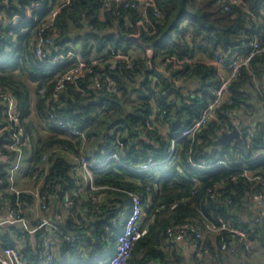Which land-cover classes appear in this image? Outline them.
<instances>
[{
  "label": "trees",
  "instance_id": "obj_1",
  "mask_svg": "<svg viewBox=\"0 0 264 264\" xmlns=\"http://www.w3.org/2000/svg\"><path fill=\"white\" fill-rule=\"evenodd\" d=\"M239 1L149 0L124 6L113 0H9L0 7V15L20 18L0 24V88L17 99L32 142V164L27 166L32 191H11L9 167L4 165L0 194L26 208L37 201L40 185L44 199L39 202L47 206L50 222L34 240L20 228H0L1 246L20 247L28 264L66 263L62 255L83 249L94 255L112 251L123 215L131 208V193H137L148 232L133 246L127 264H182L178 243L168 233L185 223L200 229L211 246L210 254L199 260L192 253L189 262L230 264L232 256L245 257L246 262L252 252L243 254L240 246L231 244L229 233L207 228L208 223L218 227L220 218L246 228L255 224L251 238L264 247V218L255 222L259 211L252 202L264 186L244 176L245 169L264 176V114L253 102L261 104L264 98V50L240 67L216 118L195 135L181 136L202 115L220 84L212 60L222 56L228 67L251 49L255 38L264 47V0ZM56 5L61 9L44 32L53 44L41 60L36 56L38 32ZM110 49L131 52V65L110 68ZM71 50L90 62L105 58L53 99L59 78L77 59L59 65L47 59ZM96 74L103 75L99 87L92 81ZM107 78L114 81L113 90L106 87ZM1 121L8 124L0 107V127ZM57 121L78 133L60 128ZM234 127L252 129L254 137L244 134L243 142L214 144ZM14 130L10 125L8 132ZM91 155L97 158L90 167L92 181L79 172V157ZM218 160L238 163L225 168L216 165ZM149 161L157 164L140 170ZM41 222L32 220L34 226ZM224 243L227 251L220 248Z\"/></svg>",
  "mask_w": 264,
  "mask_h": 264
},
{
  "label": "built area",
  "instance_id": "obj_2",
  "mask_svg": "<svg viewBox=\"0 0 264 264\" xmlns=\"http://www.w3.org/2000/svg\"><path fill=\"white\" fill-rule=\"evenodd\" d=\"M68 1V0H67ZM118 5L124 6H135L136 4H140L141 2H146L149 0H113ZM234 3H239V0H233ZM40 3H36L39 5ZM61 6L56 5L50 11L48 15L47 21L41 26L36 43V56L43 60L45 56V48L51 46L53 44V39L51 36H46L44 32L54 24L57 14L59 13ZM28 12L30 13L29 9ZM20 18L18 16H14L12 19L7 18L4 14L0 15V24L3 22L12 23L13 21H17ZM264 50V47L261 46L258 38H255L251 42V49L243 55H239L234 57L232 63L226 67L224 64V57L216 56L212 60V64L216 66L217 73L220 78L219 86L214 90V98L208 103L207 107L203 111L202 115L195 119L193 123L184 131H182L181 136H193L195 133L207 122L211 119H215L217 116V108L221 106L223 101L226 98V92L228 91L229 84L234 79V77L238 74V71L242 65H246L253 58V56ZM106 57L108 58L107 62L109 63V67L115 69L117 67H121L123 64L131 65L133 56L131 52H123L117 49H110L106 52ZM105 58V56L99 57L97 59H92L91 62L87 61L85 58H82L75 51H68L67 53H62L57 51L56 55L50 59H47V62L52 65H59L67 59H77V64L71 67L68 71L63 73V75L59 78L56 87L54 89L52 98L57 99L59 97L60 92L67 88L68 83H77L81 78L86 77V75L93 71V64H97L101 62V60ZM103 66V65H102ZM102 74H96L92 81L95 86L99 87L101 85ZM106 87L110 90L114 89V81L111 78L106 79ZM260 91L264 96V82L261 84ZM261 106H264V98L261 101ZM0 107L3 115V119L6 118L5 123L1 121L2 126L0 127V135H3L5 140L0 144V174L3 172L2 166L7 165L9 167V178L12 187L11 191L16 193H20L16 188V181L13 179V173H18L20 169L23 167L22 155H28L27 166L32 164V161L29 164L31 158V136L24 127L22 123V115L18 105L17 99L7 91H4L0 88ZM264 109V107H262ZM229 116H232L231 113H228ZM10 125H15L14 132H8L10 130ZM56 125L63 129H70L72 132L78 133L75 130L74 126L70 124H63L61 121H57ZM235 125L237 126V122L235 121ZM232 131V130H231ZM241 137L244 134H247L249 138L254 137V130H240ZM165 130L162 135H165ZM230 132V131H228ZM175 140H172L171 150L173 151L175 148ZM12 152H15V156H12ZM113 158H118L117 154L113 155ZM79 161L82 164V172H84L86 177L92 181V174L90 171V167L96 166L97 158L95 155H91L89 157H79ZM238 163V160H218L216 162L217 166L225 167V168H234L235 164ZM155 161H149L148 163H143L140 165V170L148 169L149 165H156ZM203 166L206 164L203 163ZM79 168V170L81 169ZM180 172L181 170L178 169ZM80 172V171H79ZM244 176L248 178L255 179L259 181L264 186V176L260 174H252L247 169L244 170ZM33 178H37V175H34ZM2 178H0V184L2 183ZM40 185L35 190V196L39 201L41 198L43 201V195H40ZM67 198L69 195L67 194ZM131 208L125 214L123 221V227L121 232L117 236L116 240V248L115 252L112 256L104 259L97 264H127L128 259L131 255V251L135 243L144 235L147 234L148 229L144 227L142 224V218L146 214L144 209L143 201L139 194L131 193ZM252 202L255 207L258 209L259 213L256 217V223L262 221L264 218V191L256 193L252 197ZM69 204L68 202H66ZM14 205L11 201L4 199L3 195L0 194V209L7 210L11 221L13 223H20V228L26 237L34 240L36 233L44 228L47 225H50V222L47 219H44L38 225H33L32 223H28L26 219L29 216H33V208L32 206H28L24 208L21 202L17 201ZM46 205L42 204V209L46 211ZM163 208V207H162ZM160 209H157L159 211ZM27 220V221H26ZM219 226L216 227L213 223H208L207 228L213 232H221L225 231L231 235L233 241L231 244H236L241 247L243 254L251 253L253 250V240L252 234L255 231V224L250 227L236 226L233 223L226 221L222 218L219 219ZM18 236V235H17ZM16 236V237H17ZM44 236V235H42ZM168 237L173 242H188L192 248V253H195V257L201 260L205 255L210 254L211 246L205 243L203 232L197 227L191 225L190 223H185L180 225L175 229H171L168 233ZM222 251H227V245L224 243L221 245ZM232 250V249H231ZM0 264H28V262L24 259V256L21 252L20 247L17 246H1L0 244ZM44 264H47L44 262ZM56 264H84L82 262H66V263H56ZM228 264V263H225Z\"/></svg>",
  "mask_w": 264,
  "mask_h": 264
},
{
  "label": "crops",
  "instance_id": "obj_3",
  "mask_svg": "<svg viewBox=\"0 0 264 264\" xmlns=\"http://www.w3.org/2000/svg\"><path fill=\"white\" fill-rule=\"evenodd\" d=\"M255 101H257L256 99H253V102L255 103ZM261 107V105H260ZM262 108V107H261ZM263 109V108H262ZM264 110V109H263ZM260 113V110H259ZM260 115H263L260 113ZM26 160V159H25ZM27 161V160H26ZM24 161L23 162V166L25 164V166H27V162ZM23 167L20 169V171L18 173V179L16 181V184L20 183L18 180H22L23 178H21V172L23 171ZM17 184V185H18ZM33 208V212L32 214H34L33 216L30 217L29 220V216L26 218L28 220V223H32V220L35 218L34 216H36V214L40 213L42 214V216L38 215L39 218L41 219V221H43L44 219H47V215L45 214L46 212L43 211L42 209V203L39 202L38 200L34 202L33 205H31ZM36 209H39V211H37ZM127 213V212H126ZM125 213V214H126ZM125 214L123 215V218L125 216ZM26 220V221H27ZM20 226V223H13V221H11L10 216L7 212V210H3L0 209V228L6 229L8 227H18ZM176 243V242H175ZM177 252L185 259V261H183L182 264H193L191 261V257H192V248L190 246V244L186 241L184 242H177ZM1 244V243H0ZM56 244V243H55ZM113 246V245H112ZM253 246V250H252V254L250 257H248L246 259V262H244L245 257H231V261L230 264H264V247L261 245V243L258 240H253L252 243ZM114 249H115V242H114ZM114 249H112V251L108 250L107 252L105 250L102 251V253L99 255L98 253L94 255L93 251L88 250L87 252L84 251V249L82 250V252H78L75 254H70V253H66L65 255H62L61 257V261L63 262H73V261H82V262H100L101 259H106L108 256H110L112 253H114ZM55 250H58V247H55ZM190 259V260H189Z\"/></svg>",
  "mask_w": 264,
  "mask_h": 264
},
{
  "label": "water",
  "instance_id": "obj_4",
  "mask_svg": "<svg viewBox=\"0 0 264 264\" xmlns=\"http://www.w3.org/2000/svg\"><path fill=\"white\" fill-rule=\"evenodd\" d=\"M8 2H9V0H5V2H3L2 4H0V7L7 5ZM104 97H106V96L104 95L101 98H104ZM255 105L260 110V113L261 114H264V110L260 107V104L257 101H255ZM4 140H5L4 136L3 135H0V144L3 143ZM237 141L243 142V139L241 137V134H240L239 129L237 127H234L232 129V131H230V132H226V131L225 132H222L218 136V138L215 140L214 144L219 145V144H226L228 142H231V143L235 144V142H237Z\"/></svg>",
  "mask_w": 264,
  "mask_h": 264
},
{
  "label": "rangeland",
  "instance_id": "obj_5",
  "mask_svg": "<svg viewBox=\"0 0 264 264\" xmlns=\"http://www.w3.org/2000/svg\"><path fill=\"white\" fill-rule=\"evenodd\" d=\"M133 53V52H132ZM43 133H46V131H42ZM28 157V155L26 154V155H22V160H21V162H24V161H26L27 158ZM26 159V160H25ZM26 168V169H25ZM23 169L25 170V173L26 174H24L23 176L21 175V178H23L22 180H18L20 183L18 184V185H16V188L15 189H17L18 191H25V192H30V191H32L30 188H32L31 187V182H29V179L27 178L28 176V171H27V166H25V164H24V166H23ZM80 171V173H82V168L79 170ZM18 174H20V173H16V172H14L13 173V179L15 180V181H17V179H18ZM85 174V173H84ZM85 177H86V175H85ZM86 178H88V177H86ZM16 183V182H15ZM36 190V189H35ZM38 203H39V201H38ZM37 211H39V209H36ZM44 212H46L45 210H43ZM127 214V213H126ZM38 215H40V216H42V214H40V213H38V214H36V216H34V217H36V218H39V216ZM17 228V227H16Z\"/></svg>",
  "mask_w": 264,
  "mask_h": 264
}]
</instances>
